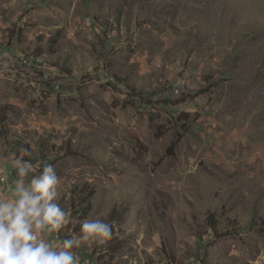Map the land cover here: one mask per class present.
I'll list each match as a JSON object with an SVG mask.
<instances>
[{
	"label": "rangeland",
	"instance_id": "rangeland-1",
	"mask_svg": "<svg viewBox=\"0 0 264 264\" xmlns=\"http://www.w3.org/2000/svg\"><path fill=\"white\" fill-rule=\"evenodd\" d=\"M4 108L9 176L60 178L45 238L112 226L80 264H264V0H0Z\"/></svg>",
	"mask_w": 264,
	"mask_h": 264
},
{
	"label": "clouds",
	"instance_id": "clouds-1",
	"mask_svg": "<svg viewBox=\"0 0 264 264\" xmlns=\"http://www.w3.org/2000/svg\"><path fill=\"white\" fill-rule=\"evenodd\" d=\"M16 180L0 196V264H80L73 251L82 244H104L112 226L102 219L85 220L80 232L61 245L45 237L59 233L72 223L70 215L56 202L60 178L51 164L37 166L22 158L14 161ZM7 176L0 172V184Z\"/></svg>",
	"mask_w": 264,
	"mask_h": 264
},
{
	"label": "trees",
	"instance_id": "trees-1",
	"mask_svg": "<svg viewBox=\"0 0 264 264\" xmlns=\"http://www.w3.org/2000/svg\"><path fill=\"white\" fill-rule=\"evenodd\" d=\"M11 113V110L9 108H4L2 110H0V142L1 141H5L8 136H9V132H8V127H7V118H8V114ZM69 155H74L73 152H68ZM25 161H29V162H32V159L29 158V159H26ZM90 197L93 195V192H90ZM88 201V199H83L81 201L82 204H85L86 202ZM70 205V210H71V213H73L74 215H81V220H84L88 214L91 212V205L88 204L86 206V208H83V209H78V206H77V203H76V197H72V200H71V203L69 204ZM262 224L264 226V221H262ZM210 229H212L216 235V237H222L223 234H220L218 233V222L214 219V217H211L210 218ZM105 252L108 254V255H111V257H113L118 249L117 247H113L111 245H106L105 246ZM168 257L170 259V264H175L174 262V258L171 257L170 253L168 254Z\"/></svg>",
	"mask_w": 264,
	"mask_h": 264
},
{
	"label": "crops",
	"instance_id": "crops-1",
	"mask_svg": "<svg viewBox=\"0 0 264 264\" xmlns=\"http://www.w3.org/2000/svg\"><path fill=\"white\" fill-rule=\"evenodd\" d=\"M5 161H3V159H0V164L2 165V169H0V172H2L4 175H6L8 178V183H6V184H0V190H2V191H4V192H6V194L8 193L7 192V189H8V187H9V185H12V184H14V181L16 180L13 176V178L12 177H10L9 176V173H10V171H7V168H5L4 167V163L6 162L7 163V161H8V159L6 158V159H4ZM9 163V162H8ZM7 163V164H8ZM6 171V172H5ZM13 171H14V169L13 170H11V173L10 174H12L13 173Z\"/></svg>",
	"mask_w": 264,
	"mask_h": 264
},
{
	"label": "built area",
	"instance_id": "built-area-1",
	"mask_svg": "<svg viewBox=\"0 0 264 264\" xmlns=\"http://www.w3.org/2000/svg\"><path fill=\"white\" fill-rule=\"evenodd\" d=\"M28 63H29V58H27V57L26 58H23L22 64H25L26 65ZM57 89L59 90L60 89V86H58ZM6 183H8V179L6 180V182H4V184H6ZM7 192H8V189H7ZM4 195H6V192L0 190V196H4Z\"/></svg>",
	"mask_w": 264,
	"mask_h": 264
}]
</instances>
